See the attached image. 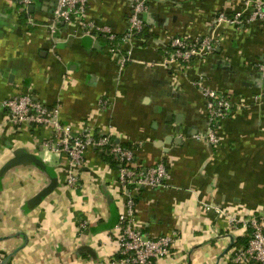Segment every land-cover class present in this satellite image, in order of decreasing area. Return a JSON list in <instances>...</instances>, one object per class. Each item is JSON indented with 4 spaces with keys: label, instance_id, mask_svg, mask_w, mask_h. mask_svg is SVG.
Wrapping results in <instances>:
<instances>
[{
    "label": "crops",
    "instance_id": "crops-1",
    "mask_svg": "<svg viewBox=\"0 0 264 264\" xmlns=\"http://www.w3.org/2000/svg\"><path fill=\"white\" fill-rule=\"evenodd\" d=\"M245 0H149L146 37L110 54L103 38L77 26L55 25L56 0H35L34 11L18 0H0V252L4 264H114V231L124 200L119 198L118 162L90 150L79 182L66 186L67 155L45 146L49 126L6 123L2 102L32 94L59 106L61 122L77 130L110 131L134 151L143 169L163 162L167 189L136 190L137 221L150 236L177 232L180 241L158 264H230L232 249L247 243L249 229L230 227L217 207L264 227V21L235 27L232 15ZM131 0H89L87 20L109 27L117 38L128 28ZM214 35L220 45L187 68L164 66L168 42ZM125 56V57H124ZM126 59L122 63L123 59ZM203 84L232 102L219 121L216 146L196 140L208 123ZM105 102V103H103ZM32 155L48 166L56 187L42 193L51 176L18 157Z\"/></svg>",
    "mask_w": 264,
    "mask_h": 264
},
{
    "label": "built area",
    "instance_id": "built-area-1",
    "mask_svg": "<svg viewBox=\"0 0 264 264\" xmlns=\"http://www.w3.org/2000/svg\"><path fill=\"white\" fill-rule=\"evenodd\" d=\"M18 2L21 10L26 14L29 7L35 5V0H18ZM148 3L149 0H131L128 28L120 38H117L109 27L99 26L87 20L89 0H56L50 26L52 32L58 23L77 26L86 36L105 39L109 45V53L119 55L123 44L134 40L145 30L144 14L148 10ZM256 21H264V0H245L243 6L232 15L219 14L214 26L226 23L240 27ZM168 44V57L163 65L187 68L195 61H201L211 55L220 42L214 35H207L191 41L174 37ZM125 61L124 58L122 63ZM256 67L260 76L264 77V58L257 63ZM194 86L206 100L208 123L207 132L196 134L194 138L216 146L219 142L215 134L217 125L220 120L232 115V102L225 95L206 87L202 80L195 82ZM263 100L262 95L255 97L256 104H260ZM2 107L7 114L6 123L13 127L29 124L52 128V135L45 146L51 152L67 155L73 166V168L70 166L66 178V186L69 189L77 186L78 172L84 164L88 151L106 152L118 162L116 192L119 198L124 200V205L119 212L118 223L113 232L116 236V254L118 255L114 264H158L160 260L170 257L181 236L177 232L167 236H150L136 218V190L168 188V171L163 162L145 169L142 166L139 167L134 160V151L118 144L110 131L96 133L92 129L77 130L70 124L61 122L58 116L59 106L43 105L32 94L7 98L2 102ZM205 209L214 210L225 216L230 227L240 226L250 230L247 244L244 247L236 245L232 249L231 257L228 259L230 264H264V227L256 217L244 219L237 214H230L212 206H205ZM0 264H4V256L1 252Z\"/></svg>",
    "mask_w": 264,
    "mask_h": 264
},
{
    "label": "water",
    "instance_id": "water-1",
    "mask_svg": "<svg viewBox=\"0 0 264 264\" xmlns=\"http://www.w3.org/2000/svg\"><path fill=\"white\" fill-rule=\"evenodd\" d=\"M28 11L30 13H32L34 11V6H30ZM264 80V77H262ZM17 159H19L22 162H31L33 164H35L39 169L43 170L45 173H47L48 175H50L51 178V183L48 186V188H46V190L42 193V195H47L49 194L55 187H56V178L54 177L51 169L46 166L38 157L36 156H32V155H22L20 157H18Z\"/></svg>",
    "mask_w": 264,
    "mask_h": 264
},
{
    "label": "trees",
    "instance_id": "trees-1",
    "mask_svg": "<svg viewBox=\"0 0 264 264\" xmlns=\"http://www.w3.org/2000/svg\"><path fill=\"white\" fill-rule=\"evenodd\" d=\"M144 35H145V37H146L145 30L143 31L142 34L138 35L137 37H138V38H139V37H144ZM122 146H123V145H122ZM123 147H125V146H123ZM126 148H128V147L126 146ZM130 149H131V148H130ZM247 241H248V240H247ZM246 244H247V243H243V245H242V240H240L239 244H237V245H238V246H242V247H244Z\"/></svg>",
    "mask_w": 264,
    "mask_h": 264
}]
</instances>
